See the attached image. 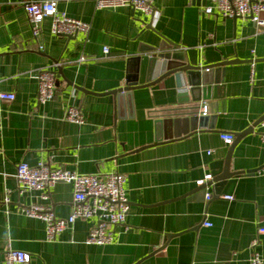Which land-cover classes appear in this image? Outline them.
Returning <instances> with one entry per match:
<instances>
[{
  "label": "crops",
  "instance_id": "obj_1",
  "mask_svg": "<svg viewBox=\"0 0 264 264\" xmlns=\"http://www.w3.org/2000/svg\"><path fill=\"white\" fill-rule=\"evenodd\" d=\"M22 1L49 0H0V92L15 96L0 101V264L8 249L30 254L31 264H249L255 239L264 264V235L257 234L264 227L258 124L234 144L230 169L239 174L219 196L214 184H195L212 162L225 158L236 134L264 116V25L206 15L204 7L213 0H153L152 16L129 8L97 10L91 0H55L59 11L90 25L86 42L80 34L74 40L52 36L47 19L33 39ZM158 35L176 44L192 65L238 61L219 68L217 98L194 104L199 115L206 106V117H214L212 130L164 139L156 119L180 108L172 75L127 89V59L162 45ZM81 54L88 59L83 64L77 62ZM57 62L54 98L41 105L36 71ZM121 90L131 91L122 101L115 95ZM70 106L83 113V125L64 119ZM222 133L234 136L230 146L223 145ZM40 162L82 175H124L130 209L125 223L113 227L109 245L85 244L90 220H77L48 243L42 222L20 212L38 204L58 218L71 213L68 184L57 183L46 200L38 191L19 193L17 165Z\"/></svg>",
  "mask_w": 264,
  "mask_h": 264
},
{
  "label": "built area",
  "instance_id": "obj_2",
  "mask_svg": "<svg viewBox=\"0 0 264 264\" xmlns=\"http://www.w3.org/2000/svg\"><path fill=\"white\" fill-rule=\"evenodd\" d=\"M74 1V0H63ZM82 1V0H75ZM95 9H118L129 8L138 11L145 16L154 14L153 0H91ZM22 8L30 25L31 35L36 39L41 32V25L44 20H49L50 34L54 37H76L82 35L84 43L90 30L88 23L72 19L64 12L59 11L58 1H22ZM206 15H216L222 19H248L255 26L264 25L261 14L264 13V0H213L210 6L204 7ZM42 50V47H39ZM102 53L109 54V49L103 47ZM87 58L81 54L77 62L83 64ZM59 66L54 63L52 67H42L36 71L37 80V102L44 105L50 102L56 91V73L52 68ZM253 69V64L251 66ZM251 70V76H252ZM13 93L0 92V101H13ZM208 109L201 108L200 115L206 116ZM64 119L74 125H83L85 117L79 108L70 106L65 110ZM257 135L264 143V119L258 124ZM220 139L225 146L233 143L234 136L229 133H222ZM208 151L207 154H210ZM19 193L26 191L41 192L42 199L46 200L47 192L57 183H65L71 186L73 204L71 213L67 218H58L51 208L43 205L32 204L21 208L20 212L31 219H36L44 225L45 241L50 243L73 225L77 220L94 221L85 240L86 245L104 246L109 245L113 240L112 229L115 226L125 223L130 209L126 198L123 184L125 177L119 173H109L103 177L98 175H82L63 169H50L46 164L40 162L35 166L19 163L14 176ZM212 180V176L207 172L201 179L196 181V186L204 187ZM211 194H205V200L209 201ZM225 200L232 201L233 197L224 196ZM3 203L9 204L8 191L5 192ZM205 227H210V223H205ZM258 235H264V227L257 228ZM257 239L251 241L252 256L249 264H263L259 254L254 250L257 246ZM4 264H31L30 254L8 249L5 253Z\"/></svg>",
  "mask_w": 264,
  "mask_h": 264
},
{
  "label": "water",
  "instance_id": "obj_3",
  "mask_svg": "<svg viewBox=\"0 0 264 264\" xmlns=\"http://www.w3.org/2000/svg\"><path fill=\"white\" fill-rule=\"evenodd\" d=\"M163 43L159 47L141 48L139 54L129 57L126 62V87L127 89L146 88L157 81L158 78H165L172 75L175 80V87L178 92V104L180 108L171 110L164 117H159L155 125L164 132V139H171L173 135L180 137L197 130H212L214 117L202 116L197 112L198 107L194 104L210 101L217 98L216 90L220 83L218 70L226 65L238 62H224L209 67L192 65L187 54L178 51L176 44L169 42L164 37L158 35ZM74 40V37H68ZM214 70H217L214 76ZM213 75V76H212ZM212 77V79H211ZM131 91H119L115 95L117 99L123 100L129 96ZM264 119L262 116L252 127L236 134L234 143L228 148L225 158L222 161H215L209 165V173L212 180L208 185L214 184L215 195L219 196L226 182L239 174L231 171L230 158L233 146L242 136L253 132V127ZM259 170V169H258ZM249 171L248 174L257 172Z\"/></svg>",
  "mask_w": 264,
  "mask_h": 264
}]
</instances>
